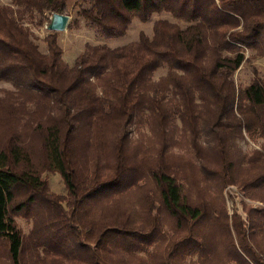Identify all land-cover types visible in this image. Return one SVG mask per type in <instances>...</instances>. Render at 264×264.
Masks as SVG:
<instances>
[{"label":"trees","instance_id":"obj_1","mask_svg":"<svg viewBox=\"0 0 264 264\" xmlns=\"http://www.w3.org/2000/svg\"><path fill=\"white\" fill-rule=\"evenodd\" d=\"M88 1L80 14L108 38L124 35L134 18L147 21L160 12L186 26L157 19L153 36L141 32L118 47L87 45L71 65L57 32L46 37L43 52L18 16L36 12L43 23L52 13L66 14L68 0H13L16 8L0 0V81L14 86L0 96V237L12 263L41 264L26 255L42 238L74 247L72 256L62 250L46 255L50 264L69 257L71 264H109L113 240L152 243L161 230L157 215L141 227L122 207L98 216L86 210L95 194L117 187L138 164L154 181L153 206L173 217L169 249L182 252L201 234L207 238L204 225L211 217L209 228L224 234L239 261L264 264V206L245 204V219L236 210L230 215L224 196L202 185L204 178L221 191L236 182L245 188L264 184V78L255 70L241 91L234 80L246 49L264 56V0ZM163 65L166 75L153 80ZM146 109L161 145L154 158L131 163L132 124ZM176 114L199 164L168 153ZM247 137L262 139L254 149L261 162H249L243 169L256 170L238 181L245 164L235 152ZM184 167L194 187L181 181ZM45 172L62 176L67 197L50 191ZM33 204L47 205L51 214L37 238L26 236L14 217ZM208 250L200 244L202 253ZM139 260L132 264H144Z\"/></svg>","mask_w":264,"mask_h":264},{"label":"rangeland","instance_id":"obj_2","mask_svg":"<svg viewBox=\"0 0 264 264\" xmlns=\"http://www.w3.org/2000/svg\"><path fill=\"white\" fill-rule=\"evenodd\" d=\"M1 2L13 5V0H1ZM90 6L91 4L88 0H68L67 13L64 14L65 18H67L66 23L60 29L51 25L54 13L45 18L43 23H40L42 15L36 12L31 16L29 12L24 11L22 14L18 13V16L31 30L35 41L43 52L48 51L46 37L52 32H57L58 42L64 52L63 58L71 65L74 64L76 57L86 49L87 45L106 44L110 47H118L138 40L141 32L146 33L150 37L153 36V25L157 19H168L186 26L185 22L173 17L171 14L160 12L154 13L147 21L134 18L124 35L108 38L101 35L80 14L82 8ZM14 7L16 8V6ZM245 52L247 60L234 74V80L240 91L252 82L255 70L259 76L264 78V56L254 57L255 51L251 49H246ZM167 71L168 67L166 65L160 66L153 72V80H159L166 75ZM12 88H14L12 82L0 81V96L3 94L4 89ZM173 122L175 126H173V130H170L169 155L173 160L183 158L199 164V158L196 157L189 146L188 136L182 129L183 125L178 114H176ZM154 125L148 109L143 110L135 119L130 133L127 153L128 162L134 163L138 161V163H141L140 160L143 157L154 158L157 156L162 140L158 136ZM261 143L262 139L253 141L248 137L245 140L240 139L238 141L239 150L235 154L243 156L244 162L242 164H245L242 168L239 167L238 175L235 178L238 181L241 180V175L256 170L243 169L249 162L258 164L261 162V159L255 158L256 156L254 155V149L259 148ZM260 165H263V163ZM143 168L138 164L135 165L117 187L98 192L86 205L87 215L91 214L94 216H98L101 211L108 207L111 209L122 207L132 214L137 224L141 227L142 225H147L153 216H158L161 230L152 243L143 244L136 240L127 239L113 240L110 243V250L106 254L109 264H132L139 262V259H143L144 264H251L248 261H239L224 234H219L215 227L209 228L212 222L211 217H207L204 225V229L207 231V238L202 237L201 234V236H198L197 242L195 241L191 247L186 248L182 252L169 249L167 245L174 235V220L171 214L163 209H158V204L153 206L155 184L150 173ZM181 170V181L194 187L195 184L193 185L190 182L191 179L187 175L186 167L181 168ZM43 176L48 180L49 189L52 193L62 197L68 196L64 180L58 172H45ZM203 182L202 185L207 186L206 191L208 193L224 196L230 215L233 214V210H236L245 219V204L257 207L264 206V203L259 201V198L264 196V184L245 188L239 182H236L221 191V185L216 181L204 178ZM220 202L222 203L221 199ZM49 210V207L45 204H33L15 214L14 217L18 227L26 236L32 235L37 238L36 235L41 234L39 229L43 227L42 225L47 221L48 217L50 218ZM41 241H39L40 244L37 247L32 246L27 252L26 256L29 259L43 260L41 264H50L45 262L46 255H51L58 250H62V253L67 252L70 256L74 254V247L69 242H65L60 246L53 242L48 244L44 238ZM203 242H206L209 249L207 253L200 251V244ZM64 255L66 254L64 253ZM71 258H66L57 264H71ZM0 264H13L1 237Z\"/></svg>","mask_w":264,"mask_h":264},{"label":"water","instance_id":"obj_3","mask_svg":"<svg viewBox=\"0 0 264 264\" xmlns=\"http://www.w3.org/2000/svg\"><path fill=\"white\" fill-rule=\"evenodd\" d=\"M54 17L52 18V26L54 28H63L65 23H66V19L64 14H60V13H54L53 15Z\"/></svg>","mask_w":264,"mask_h":264}]
</instances>
